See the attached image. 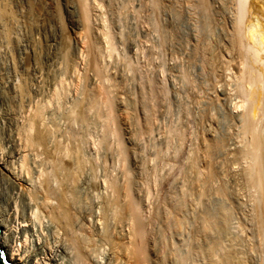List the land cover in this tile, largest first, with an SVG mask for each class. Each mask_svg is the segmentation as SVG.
Masks as SVG:
<instances>
[{"label": "rangeland", "instance_id": "1", "mask_svg": "<svg viewBox=\"0 0 264 264\" xmlns=\"http://www.w3.org/2000/svg\"><path fill=\"white\" fill-rule=\"evenodd\" d=\"M198 1L88 0L87 32L78 21L76 0L12 3L14 40L28 35L31 39L23 55H13L12 77L27 84L30 94L36 88L40 99H45L44 124L57 130L61 144L68 149L67 166L78 163L74 170L76 195L80 196H76L80 201L77 207L81 211L102 207V198L113 193L110 183L120 189L128 183L143 218H148L156 248L161 246V261L166 260L163 264H204L192 250L187 226L189 133L200 128L198 132H206L208 139L223 140L228 150L237 142L233 133V114L237 111H231L233 92L229 86L236 76L233 69L238 56L232 41L235 6L231 0H205V7ZM35 65H39V72H34ZM30 94H26L27 100ZM106 95L112 102L109 120ZM199 122L203 124L197 125ZM223 153L218 162L225 159ZM234 167L225 173L228 177H222L231 179L227 184L229 196L236 198L237 192L236 199H240ZM222 177L215 186L221 184ZM212 193L206 198L208 207L205 203L210 213L229 205V197ZM235 213L226 237L217 240L208 236L204 244L219 243L216 258L232 247L233 251H228H238L236 256L233 253L235 257L243 254L240 258L247 257L245 262L253 264L262 253L254 241L251 243L256 249L250 243L247 218ZM236 217L239 222L245 220L242 226ZM110 219L112 230L115 223ZM236 240L239 242L233 243Z\"/></svg>", "mask_w": 264, "mask_h": 264}, {"label": "bare ground", "instance_id": "2", "mask_svg": "<svg viewBox=\"0 0 264 264\" xmlns=\"http://www.w3.org/2000/svg\"><path fill=\"white\" fill-rule=\"evenodd\" d=\"M76 2L78 21L82 22L87 32L90 27L88 0ZM198 2L205 7V0ZM231 2L236 11L232 41L233 46L237 47L238 56L233 67L235 79L228 80L233 82L232 86L229 84L233 92V98H230L233 105H230L231 111H237L236 115L232 113L235 124L233 133L237 142L235 140L236 146L228 150L230 148L223 140L220 142L221 139L218 141L212 137L208 139L206 132H198L200 128L197 131L191 128L194 130L187 134L190 137L186 173V204L189 209V213L186 212L189 215L187 226L190 225L191 229L192 250L203 259L204 264H249L245 262L247 257L240 258L243 254L235 257L238 251H235L236 254L228 251L232 247H227L228 250L222 255L217 253L216 258L219 243L214 240L212 245L204 244L208 236H216L215 239L219 240L226 237L236 211L247 218L250 226L249 236L243 235L251 239L250 243L254 241L263 256L260 254L261 258L253 264H264V0ZM12 3L13 0H0V247L6 259L11 264H163L166 260L161 261V246L156 248L157 244L153 242L156 238H151L146 222L148 218H143L145 215L133 198L128 183L122 189L110 183L113 193L102 198V207L89 211H81L77 207L79 198L76 200V196L79 195H76L74 170L78 163L72 162L70 167L67 166L65 157H68V149L61 144L57 130L52 131L44 124L45 99H40L41 96L35 92L36 88L30 94L27 84L12 77L13 55L16 53L20 56L26 52L31 41L29 35L24 34L21 40H14L15 36L11 34ZM36 61L34 58V63ZM38 66H33L35 73L39 72ZM96 72L99 74V69L96 68ZM26 94H30L28 100ZM23 99L27 100L26 103L22 102ZM106 103L109 120L112 118V102L107 95ZM220 153L226 156L218 162ZM234 166L238 171L235 174L238 182H234L241 192L240 199H236L237 192H234L236 198H232L234 195L229 196L227 184L231 179L227 181L222 177ZM220 176L223 181L215 186ZM212 192L231 198H228L229 205L223 204L215 213H210L205 203ZM109 217L115 223L112 230H109ZM236 219L239 224L245 221L239 222L241 220ZM251 248L250 253L253 251Z\"/></svg>", "mask_w": 264, "mask_h": 264}, {"label": "water", "instance_id": "3", "mask_svg": "<svg viewBox=\"0 0 264 264\" xmlns=\"http://www.w3.org/2000/svg\"><path fill=\"white\" fill-rule=\"evenodd\" d=\"M0 264H11L4 255L3 249L0 247Z\"/></svg>", "mask_w": 264, "mask_h": 264}]
</instances>
